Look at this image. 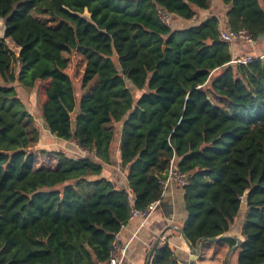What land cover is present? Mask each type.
<instances>
[{
  "label": "trees",
  "instance_id": "obj_1",
  "mask_svg": "<svg viewBox=\"0 0 264 264\" xmlns=\"http://www.w3.org/2000/svg\"><path fill=\"white\" fill-rule=\"evenodd\" d=\"M210 1L0 0V264L107 259L132 210L160 198L172 158L186 175L192 247L239 238L235 264L264 263V54L232 62L218 18L189 24ZM221 1L226 26L252 42L264 36V0ZM74 51L85 62L81 87L95 79L79 98L64 56ZM38 82L46 130L85 157L56 150L54 165L38 166L39 131L16 89ZM116 160L126 188L102 175ZM220 235L232 237L207 240ZM149 264H178L168 241Z\"/></svg>",
  "mask_w": 264,
  "mask_h": 264
},
{
  "label": "crops",
  "instance_id": "obj_2",
  "mask_svg": "<svg viewBox=\"0 0 264 264\" xmlns=\"http://www.w3.org/2000/svg\"><path fill=\"white\" fill-rule=\"evenodd\" d=\"M226 10L227 6L223 4L221 0H211L207 9L197 10L195 16L189 20V24L199 23L206 18L215 16L219 20L220 27L223 28L226 26ZM253 43H257L261 46L263 45V49L260 52L264 51V36L260 40L252 43L236 39L232 42V51H235L233 56L237 58L243 57L242 55L239 56L236 48L242 49L243 47L247 49V47L251 46ZM262 54H264V52ZM54 138L61 146L59 150L72 155L73 148L77 145L74 140ZM50 155L55 156V154L51 153ZM116 161L117 163L115 165L105 166L102 175L109 179L115 187L126 188L125 171L119 167V161ZM242 209H244V205ZM183 221L184 207L182 185L172 182L167 191H165L160 203L145 221H142L139 216H134L130 218L119 231L121 241L128 243V253L122 264H149V262L147 263L148 253L152 252L155 245L160 247L167 241L174 248L178 264H190L189 258L192 256V253L178 232L179 229H182ZM224 246L225 244H220L218 246L217 243L207 244L206 247L203 246L204 249L200 250L196 263H220L221 260H218L220 254L216 251ZM212 254L215 261L211 260L208 262L207 259ZM229 259L232 264H235L233 256ZM182 260L186 263H183Z\"/></svg>",
  "mask_w": 264,
  "mask_h": 264
},
{
  "label": "rangeland",
  "instance_id": "obj_3",
  "mask_svg": "<svg viewBox=\"0 0 264 264\" xmlns=\"http://www.w3.org/2000/svg\"><path fill=\"white\" fill-rule=\"evenodd\" d=\"M169 21H170L169 23H171V26L179 25L176 20L169 19ZM3 30H4V26H3L2 20H0V35L1 36L3 35ZM6 43L15 53V55H17L18 47L10 39H6ZM262 49H263V45L261 46V45H258L257 43H253L251 46H248L247 49L246 48L244 49L243 47L242 49L236 48V51L239 54V56L242 55L243 57L244 56L259 57L257 55L261 56V54L264 52V51L260 52ZM234 52L235 51H233V55H234ZM64 56L67 59L66 72L70 75L72 82H73L75 95L77 98H79L81 94L88 93L92 90L95 79L91 80L87 84V87H84V88L81 87L80 77L83 72L84 63H85L82 56L77 51H74L71 54H64ZM16 89H17V95L19 99L22 101L27 111L32 115L34 119L33 121L34 126L39 131L38 141L31 148L33 151H35V156L38 161V166H42V165L52 166L56 162V156L50 155V153L53 154L52 153L53 151L61 149L60 148L61 146L58 144L57 140L46 130V127L44 123L42 122V119L40 118L39 104L42 100L41 84L38 82L36 87L31 91H26L23 88L19 87L18 85H16ZM77 151H78V148L75 145V147L73 148L72 155L74 156V153H76ZM241 221H242V216L240 214V216L236 218L232 226V229L234 231L237 230L238 226L241 224ZM219 245L220 244H218V246ZM206 246L207 245H205L204 247ZM204 247H202V250L204 249ZM229 249L230 248L226 247V245L218 249L216 251L218 254H220L219 255L220 258L218 260L222 261V259L225 258L226 253ZM230 255H229V258H230ZM211 260L215 261L213 258V254L207 259L208 262Z\"/></svg>",
  "mask_w": 264,
  "mask_h": 264
},
{
  "label": "built area",
  "instance_id": "obj_4",
  "mask_svg": "<svg viewBox=\"0 0 264 264\" xmlns=\"http://www.w3.org/2000/svg\"><path fill=\"white\" fill-rule=\"evenodd\" d=\"M161 17L165 23H169L168 15L161 13ZM219 39L227 43H231L236 39H241L247 43H252L250 36L247 34L245 30L234 31L230 29L228 26H224L223 28H220ZM259 57H262V55ZM255 58L258 57H250V56L238 57V58H234L232 62L247 63L254 60ZM76 146L78 148V151L74 153V157L82 158L88 154L87 149L79 146L78 144ZM172 182L179 183L180 185H184L186 182V175L178 171V169L174 165L173 158L170 160L166 178L160 181L161 184L160 198L150 202L144 210H132L130 218L134 216H139L142 219V221H145L155 210L156 206L160 203L165 191H167L168 187ZM129 202L131 204L133 202L131 196L129 197ZM127 253H128V243L122 242L119 236V232H117L114 234L108 258L102 261H96L95 264H122L123 260L127 256Z\"/></svg>",
  "mask_w": 264,
  "mask_h": 264
},
{
  "label": "water",
  "instance_id": "obj_5",
  "mask_svg": "<svg viewBox=\"0 0 264 264\" xmlns=\"http://www.w3.org/2000/svg\"><path fill=\"white\" fill-rule=\"evenodd\" d=\"M178 232L180 233L181 235V238L184 240V242L186 243L188 249L191 251L192 253V256L189 258V262L190 264H197L196 263V259L200 253V246H201V242H199V244L197 245L196 248H193L192 245L186 240L185 236H184V233H183V229H179ZM228 237H232L230 235H220L219 237L217 238H209L207 240L209 241H219V240H223V239H226ZM240 242V239L239 238H236V244L234 246H232L226 253V256H225V263L226 264H230L229 263V255L230 253L236 248L237 244ZM151 255V252L148 253V258H147V263L149 262V257ZM183 261V260H182ZM183 263H186L185 261H183ZM261 264H264V263H261Z\"/></svg>",
  "mask_w": 264,
  "mask_h": 264
}]
</instances>
